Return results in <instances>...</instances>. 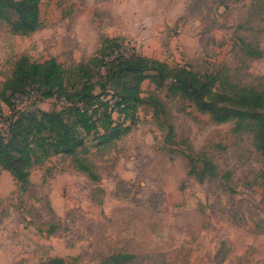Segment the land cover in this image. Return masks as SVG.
<instances>
[{
    "label": "rangeland",
    "instance_id": "374dc122",
    "mask_svg": "<svg viewBox=\"0 0 264 264\" xmlns=\"http://www.w3.org/2000/svg\"><path fill=\"white\" fill-rule=\"evenodd\" d=\"M39 20L26 36L0 24V130L18 110L75 122L62 97L30 91L6 105L22 56L55 60L68 94L87 82L111 102L96 59L120 44L166 77L148 73L142 101L113 114L116 131L96 107V129L77 128L96 181L66 156L35 165L25 188L0 168V264H264V154L251 132L214 123L170 90L177 69L264 90V0H41ZM203 158L219 178L200 181Z\"/></svg>",
    "mask_w": 264,
    "mask_h": 264
},
{
    "label": "trees",
    "instance_id": "16d2710c",
    "mask_svg": "<svg viewBox=\"0 0 264 264\" xmlns=\"http://www.w3.org/2000/svg\"><path fill=\"white\" fill-rule=\"evenodd\" d=\"M40 2L41 0H0V24L7 23L10 32L15 35L26 36L36 32L41 27ZM257 54L261 55L260 52ZM96 61L97 75L111 83V100H115L114 107L119 116L126 117L142 101L139 86L150 77V71L158 73L161 79L166 77L163 73L164 66L134 56L126 49L125 44L110 49ZM85 72V69L80 71L83 74ZM172 73V92L192 102L200 113L208 114L214 123L234 122L236 132H251L255 148L264 154V90L257 86L217 84L216 76H199L185 69L172 70ZM259 80L264 81V78ZM31 83L37 84L36 89H30L34 87ZM65 83V72L55 60L37 64L22 56L7 84L11 88L6 102L8 107L14 108L13 97L32 91L41 100L62 97L66 105L63 111L68 110L75 118L74 124H69L61 112L18 110L9 120L6 130H0V168L10 174L22 188L30 183V170L52 156L71 157L75 170L96 181L97 177L87 160L80 157L87 154V150L84 138L77 128L81 129L85 137L89 136L96 129L93 111L98 109L103 110L107 127L116 131L121 126L113 120L109 100H104L102 94H92L93 85L86 82L81 89L74 88V92L68 94L66 91L69 85ZM215 85H218L217 88ZM221 87L223 90H219ZM104 88L101 86L100 89ZM93 107L96 109L93 110ZM201 161L202 169L198 174L200 181L220 177L211 160L203 158ZM221 177L225 181L229 180L228 173ZM119 258L131 259L127 255ZM44 264L62 262L53 260Z\"/></svg>",
    "mask_w": 264,
    "mask_h": 264
},
{
    "label": "built area",
    "instance_id": "2783aa9c",
    "mask_svg": "<svg viewBox=\"0 0 264 264\" xmlns=\"http://www.w3.org/2000/svg\"><path fill=\"white\" fill-rule=\"evenodd\" d=\"M114 102H115V100L113 102L109 101V105H110V108L112 109V113L113 114H118L117 108L114 107L115 106Z\"/></svg>",
    "mask_w": 264,
    "mask_h": 264
}]
</instances>
